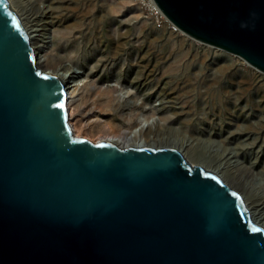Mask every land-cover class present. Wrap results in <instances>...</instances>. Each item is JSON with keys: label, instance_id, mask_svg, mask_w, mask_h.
I'll list each match as a JSON object with an SVG mask.
<instances>
[{"label": "water", "instance_id": "water-1", "mask_svg": "<svg viewBox=\"0 0 264 264\" xmlns=\"http://www.w3.org/2000/svg\"><path fill=\"white\" fill-rule=\"evenodd\" d=\"M156 2L184 33L264 72V0ZM0 264H264V227L175 147L76 135L63 81L36 66L0 0Z\"/></svg>", "mask_w": 264, "mask_h": 264}, {"label": "rangeland", "instance_id": "rangeland-1", "mask_svg": "<svg viewBox=\"0 0 264 264\" xmlns=\"http://www.w3.org/2000/svg\"><path fill=\"white\" fill-rule=\"evenodd\" d=\"M33 2L34 9L52 7L44 26L45 35L56 37L50 63L90 74L95 84L89 87L90 101L97 98L102 121L121 132L149 120L144 136L189 139L193 160L210 165L224 160L223 173L237 191L251 202L264 200L229 174L230 161L237 158L264 177V72L179 28L157 26L131 0ZM97 64L99 70L91 72Z\"/></svg>", "mask_w": 264, "mask_h": 264}, {"label": "bare ground", "instance_id": "bare-ground-1", "mask_svg": "<svg viewBox=\"0 0 264 264\" xmlns=\"http://www.w3.org/2000/svg\"><path fill=\"white\" fill-rule=\"evenodd\" d=\"M7 1L11 9L14 10L19 16L21 23L29 34L30 43L34 49L36 66L41 69L42 72L52 74L63 81L64 90L67 94L68 118L76 135L84 136L91 140L93 139V141H111L120 146H150L154 148L168 146L175 147L179 149L186 159L191 163L197 164L199 162V164H202L207 169L215 171L216 173L220 174V176H222V178L234 189L237 190L235 185L228 181L227 177L223 173V168L225 167L226 163L224 160L216 165H210L206 161H195L190 157V153L188 154V147H186V145L190 142L189 139L183 138L181 141L169 142L167 140H158L154 136H144L142 135V129H145L144 127L150 124L149 120L142 121V123L139 125L131 129H126L124 131L122 130L121 132H117L111 122L106 120L102 121L101 115L97 111V108H99L97 105V98L94 100L92 98L90 101V98L94 94H90L91 91L89 90V87L91 85H95L92 81L93 79L91 80L90 78V74L81 76L79 75V72H77L72 66L68 65L64 70H62L58 67L57 63H50V46L52 44H56V37L45 35L46 32L44 33V26L46 25V22H50L47 18L52 16V7L49 5H40L34 9L31 7L32 5H30L34 0H21L23 6L22 4L18 5L19 3L17 2V4L16 0ZM180 63L181 62H179V64ZM99 66L100 65L97 64L95 69H91V72L98 71ZM131 67H133V64H131ZM177 74L178 71L174 72L172 76L176 77ZM95 90H97V94L100 91L99 88ZM115 90L116 89L114 88L110 89V91ZM109 107L111 109L110 105ZM74 116H77L79 120L76 122L72 121ZM96 125H99V127L96 128ZM95 128L97 130H95ZM230 151L232 154L235 153L234 150ZM230 162L231 163L229 165H231V167L229 174H231V178L235 182L244 185L252 193L263 196L264 177L258 176L257 174L253 173L250 168H246V166L244 167V164H242V162L237 158H234V160H231ZM227 168L225 167V169ZM240 194L242 195L246 208L250 212L251 219L264 227V200L254 203L251 202L245 196V194Z\"/></svg>", "mask_w": 264, "mask_h": 264}, {"label": "built area", "instance_id": "built-area-1", "mask_svg": "<svg viewBox=\"0 0 264 264\" xmlns=\"http://www.w3.org/2000/svg\"><path fill=\"white\" fill-rule=\"evenodd\" d=\"M133 3L140 6L146 15L157 25H170L173 28H178L164 13L156 0H131Z\"/></svg>", "mask_w": 264, "mask_h": 264}, {"label": "snow or ice", "instance_id": "snow-or-ice-1", "mask_svg": "<svg viewBox=\"0 0 264 264\" xmlns=\"http://www.w3.org/2000/svg\"><path fill=\"white\" fill-rule=\"evenodd\" d=\"M13 22L15 23L16 21H15V18H13ZM18 27H19V25H17ZM233 195H235V193L233 194ZM254 231H259V229H254Z\"/></svg>", "mask_w": 264, "mask_h": 264}]
</instances>
